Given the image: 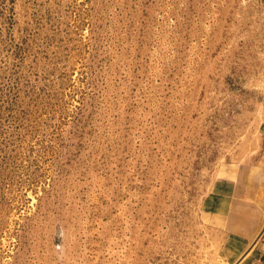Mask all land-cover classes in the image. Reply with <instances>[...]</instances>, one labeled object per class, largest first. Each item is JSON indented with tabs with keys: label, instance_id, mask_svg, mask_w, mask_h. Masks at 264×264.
I'll use <instances>...</instances> for the list:
<instances>
[{
	"label": "rangeland",
	"instance_id": "rangeland-1",
	"mask_svg": "<svg viewBox=\"0 0 264 264\" xmlns=\"http://www.w3.org/2000/svg\"><path fill=\"white\" fill-rule=\"evenodd\" d=\"M0 264H264V0H0Z\"/></svg>",
	"mask_w": 264,
	"mask_h": 264
}]
</instances>
